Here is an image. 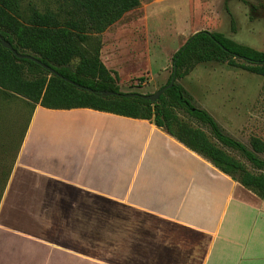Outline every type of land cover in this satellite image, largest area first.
<instances>
[{
  "label": "crops",
  "instance_id": "crops-1",
  "mask_svg": "<svg viewBox=\"0 0 264 264\" xmlns=\"http://www.w3.org/2000/svg\"><path fill=\"white\" fill-rule=\"evenodd\" d=\"M0 264H264V197L152 120L37 104Z\"/></svg>",
  "mask_w": 264,
  "mask_h": 264
},
{
  "label": "trees",
  "instance_id": "trees-1",
  "mask_svg": "<svg viewBox=\"0 0 264 264\" xmlns=\"http://www.w3.org/2000/svg\"><path fill=\"white\" fill-rule=\"evenodd\" d=\"M65 2L67 8L63 11H41L33 6L25 12L21 0H0L1 93L9 97H22L33 105V109L37 104L54 109L92 108L152 120L207 158L220 171L264 197V159L260 157L264 153V140L253 136L251 147H248L227 134L215 117L208 110L197 107L190 92L177 82L189 75L197 65L207 62L226 63L264 76V51L241 44L221 32L198 31L173 56L171 75L160 89L169 85L173 76L176 78L174 84L153 102L139 93L121 92L118 75L101 59L100 46L95 53L88 48L91 32L103 33L127 12L138 8L141 0ZM2 40L9 41L18 55L4 47ZM23 54L33 55L64 78L21 57ZM76 58H79V62L72 68L71 63ZM26 70L38 74L27 78ZM106 92L112 94L106 96ZM178 109L184 110L200 125L193 126L182 120ZM202 126L210 130L212 138ZM228 149L238 156L232 155ZM245 161L253 170L248 168ZM9 175L1 189L0 201Z\"/></svg>",
  "mask_w": 264,
  "mask_h": 264
},
{
  "label": "rangeland",
  "instance_id": "rangeland-1",
  "mask_svg": "<svg viewBox=\"0 0 264 264\" xmlns=\"http://www.w3.org/2000/svg\"><path fill=\"white\" fill-rule=\"evenodd\" d=\"M21 6L25 12L33 6L55 12L67 8L65 0H21ZM201 30L221 32L264 51V0H142L138 8L127 12L103 33L91 32L88 48L95 53L100 46L101 59L118 75L121 92L151 95L160 90L157 85L167 82L175 53ZM78 62L79 58L74 59L72 68ZM34 74L38 73L26 70L27 78ZM177 82L190 92L197 107L215 117L227 134L248 147L253 136L264 140L263 75L226 63L207 62ZM34 109L22 97L0 92V192ZM177 112L182 120L200 125L184 110ZM202 128L211 137L210 130ZM228 151L238 156L235 151ZM260 157L264 159V153Z\"/></svg>",
  "mask_w": 264,
  "mask_h": 264
},
{
  "label": "water",
  "instance_id": "water-1",
  "mask_svg": "<svg viewBox=\"0 0 264 264\" xmlns=\"http://www.w3.org/2000/svg\"><path fill=\"white\" fill-rule=\"evenodd\" d=\"M2 43H3L4 47L10 49V50L13 51L16 55H18V53L14 50L13 45H12L9 41H7V40H2ZM20 56L23 57V58H26V59H29V60H32V61L36 62L37 64H39V65H41L42 67H44L46 70H49V71L51 72V74H54V75H57V76H60V77L64 78V77H63L62 75H60V74H59L54 68L50 67L49 65L44 64L43 62H41L38 58L34 57L33 55H30V54H23V55H20ZM175 71H176V67H175ZM66 80H67L68 82H71V83L75 84L74 82H72V81H70V80H68V79H66ZM175 80H176V78H175V76H173L172 82H171L169 85L164 86L163 88H161V89H160L157 93H155V94H151V95H142V97H144V98L147 99V100L153 101V102L156 101V100L159 98V96H160L165 90H167L168 88H170V87L174 84ZM77 86H78L79 88H84V87L81 86V85H77ZM86 89L90 90L89 88H86ZM111 94H112V92H106V93H104V95H106V96L111 95Z\"/></svg>",
  "mask_w": 264,
  "mask_h": 264
}]
</instances>
